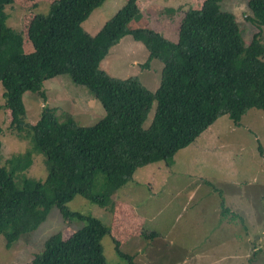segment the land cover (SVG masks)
Returning <instances> with one entry per match:
<instances>
[{"label":"trees","instance_id":"obj_1","mask_svg":"<svg viewBox=\"0 0 264 264\" xmlns=\"http://www.w3.org/2000/svg\"><path fill=\"white\" fill-rule=\"evenodd\" d=\"M12 1L0 0V83L9 125L29 139L31 148L8 159V168L0 165V235L5 247L34 231L56 207L65 220L82 226L67 237L60 231L48 236L29 264H107L105 235L120 257L135 264L120 250L109 226L68 210L66 203L80 195L113 212L117 191L137 168L161 161L167 166L222 115L239 125L250 108L264 111V0L247 2L250 15L245 18L256 29L247 43L241 24L222 8V0H201L182 11L176 40L149 26L130 28L140 10L137 0H127L111 19L107 48L127 34L140 41L148 52L142 65L150 59L163 65L153 92L136 76L121 79L100 67L103 54L81 23L105 0H52L46 13H34L29 20L26 33L33 50L28 53L22 50L21 34L6 25L3 6ZM62 74L99 101L104 116L96 123L81 126L71 115L60 121L47 107L34 123L26 121L23 94L44 96L43 82ZM153 102L152 120L144 127ZM33 152L46 160L43 180L19 173L28 168Z\"/></svg>","mask_w":264,"mask_h":264},{"label":"rangeland","instance_id":"obj_2","mask_svg":"<svg viewBox=\"0 0 264 264\" xmlns=\"http://www.w3.org/2000/svg\"><path fill=\"white\" fill-rule=\"evenodd\" d=\"M51 1L13 0L3 6L6 25L22 36L24 53L33 50L26 33L30 18L34 13H46ZM126 1L105 0L81 25L103 54L100 67L106 73L121 79L136 76L153 92L159 85L163 65L157 59L142 65L148 52L140 41L127 34L107 48L112 35L111 19ZM200 2L137 0L139 14L128 26H149L176 40L182 11ZM247 2L221 1L222 8L232 12L241 24L244 43L256 30L245 18L250 15ZM261 28L264 37V25ZM41 90L44 96L23 94L26 121L30 123L45 107L54 109L60 121L71 115L81 126L92 125L104 116L92 92L74 83L67 74L45 80ZM2 91L0 83V165L8 168L7 160L23 156L31 145L27 137L11 129L10 110L4 106ZM154 110L155 102L144 127L150 124ZM30 160L28 168L19 173L43 180L48 172L43 154L33 152ZM115 198L118 208L113 212L80 195L70 199L66 207L109 226L111 234L117 240L121 238L120 250L131 254L135 264H264V111L250 108L241 116L239 125H234L227 115L218 117L192 143L177 151L167 166L161 161L137 168ZM81 226L82 222H69L52 207L34 231L22 234L10 248L5 247L0 235V264H29L48 236L60 231L67 237ZM123 231L132 236L126 244ZM152 231L155 236L150 235ZM102 245L107 264H128L115 251L110 235L103 236Z\"/></svg>","mask_w":264,"mask_h":264},{"label":"crops","instance_id":"obj_3","mask_svg":"<svg viewBox=\"0 0 264 264\" xmlns=\"http://www.w3.org/2000/svg\"><path fill=\"white\" fill-rule=\"evenodd\" d=\"M188 196L190 197V196H192V192H189V194H188ZM188 197V198H189ZM121 203H119V205H120ZM116 207L118 208V203H116V206H115V209H116ZM131 210H134L133 208H131ZM130 212V211H129ZM126 231H123V233H121L120 235L122 236V240H123V236H126V240H125V244L127 243V241L132 237L131 236V234H130V232H126ZM113 234L115 235L116 233H114L113 232ZM119 236V235H118ZM118 240H119V242L121 243V238L119 239V237H118ZM123 243V242H122ZM138 246V245H137ZM139 253V251H137L136 252V254L135 255H137ZM135 255H134V257H135ZM130 256H131V254H130Z\"/></svg>","mask_w":264,"mask_h":264}]
</instances>
